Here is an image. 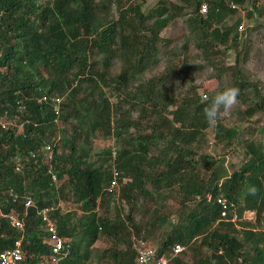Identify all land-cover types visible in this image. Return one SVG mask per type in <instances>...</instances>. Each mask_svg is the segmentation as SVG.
Wrapping results in <instances>:
<instances>
[{"label":"trees","instance_id":"obj_1","mask_svg":"<svg viewBox=\"0 0 264 264\" xmlns=\"http://www.w3.org/2000/svg\"><path fill=\"white\" fill-rule=\"evenodd\" d=\"M143 2L0 0V120L10 122L6 127L0 125V204L3 213L15 210L22 220V227H15L0 214V250L21 239L24 255L18 264H54L45 242L48 232L38 214L45 206L54 207L50 216L60 236L81 233L77 242L71 238L70 251L58 264H88L89 250L99 233L117 244L110 252L101 251L106 264H137L133 238L146 240L160 228L164 232H158L162 237L159 246L148 242L157 255H169L175 243L185 247L170 264H264V229L258 228L264 223V144L250 137L239 141L245 159L230 172L202 148L210 128L203 108L216 90L239 88L237 101L245 104L237 110L241 119L264 109L258 79L237 66L251 50L249 38L242 40V33L247 29L250 35L255 26L264 23V0H209L205 14L198 12L199 0H158L146 11ZM112 4L115 18L101 14ZM243 12L250 21L247 26L241 17L229 22ZM183 15L199 56L215 72L214 56L238 48L235 62L221 68L230 74V82L205 99L196 94L193 84L194 74L203 65L191 64L186 57L179 64L170 60L158 75L136 82L138 75L156 68L163 44L160 32ZM182 48L188 49V43ZM115 59L120 61V69L110 74ZM172 78L185 86L178 95L171 90ZM106 79L115 100L101 87ZM84 81L91 92L75 100ZM64 94L68 99L63 102ZM43 95L61 96L60 112L61 107L67 109L59 113L63 120L85 116L86 130L81 121H75L70 140L62 143L69 151L59 152V140L51 138V127L59 115L50 103L38 100ZM18 103L25 108L19 109ZM134 111L135 119L131 116ZM222 120L221 116L212 127L214 137L231 148L239 133ZM81 131L86 141L95 132L114 134L117 146L88 161L87 151L78 147ZM46 143L52 147L51 160L40 150ZM114 171L118 188L107 191ZM247 185L257 187L256 196L245 195ZM173 186L179 205L176 214H171L164 196ZM218 195L227 200L228 220L220 218ZM27 197L32 198V206L25 207ZM117 197L129 205L126 220L130 226L96 210L100 203ZM152 198L153 207H146L149 214L138 221L133 213L135 202L142 199L145 207ZM72 200L81 211L78 217L60 206V201ZM246 210L254 213L252 218L244 216ZM195 241L208 254L193 251L200 254L197 259H183L189 253L188 245Z\"/></svg>","mask_w":264,"mask_h":264},{"label":"rangeland","instance_id":"obj_2","mask_svg":"<svg viewBox=\"0 0 264 264\" xmlns=\"http://www.w3.org/2000/svg\"><path fill=\"white\" fill-rule=\"evenodd\" d=\"M158 0H144L142 9L143 11H146L149 8H153L157 5ZM244 11V10H243ZM105 13L110 18H115L117 16V11L114 7V4L104 9V11L101 12V14ZM245 12L236 14L235 17L232 19H229V22H233L237 20V17H241L242 21H244V26H247L250 21H248L245 18ZM186 15L178 16L175 18V20H172L170 24L165 27L161 32L160 35L163 38V44L161 47V54L159 55V60L156 64V68H151L150 70H147L145 73L140 74L136 78V82H142L145 81L147 78H149L152 75H158L160 71L165 67V65L170 61L174 60L175 63H180L181 58L186 57L187 59H190L191 64H201L203 65V68L200 69L198 72L194 74V82L193 84L196 86V94L201 95L203 93H206L207 96L211 92L214 91L219 86L226 85L231 80V76L228 72L222 71V67L226 65H231L235 62V51L233 49L224 50L219 54H216L214 56V62L217 63L218 70L217 72L214 71V68H212L207 62H204L202 60V57L199 56V52L196 49V47L193 44L192 37L190 33L188 32L187 26L184 22V19L186 18ZM258 23L255 21V25ZM254 31L251 32L250 35H248L247 29L242 33L241 39H247L249 38V46L251 47V50L247 56L246 61L240 60L237 64L238 68L242 71L244 70L245 73L248 75L251 74L250 78H257L259 81L258 88L260 90V94L264 96V23L261 22L259 25L254 27ZM248 33V34H247ZM165 40L169 41L168 43L165 42ZM184 42L188 43V49L182 48V45ZM222 49V48H221ZM176 54H179L178 57L175 56ZM120 69V61L118 59H115L113 61L112 66L109 68L110 74H116L118 73ZM89 72V71H88ZM216 77H220L216 78ZM253 76V77H252ZM221 80V81H219ZM172 91L175 93V95L180 94L185 89V86H182L181 82L178 78H172ZM220 82V83H219ZM168 85L169 82H167ZM166 83V84H167ZM75 85V83H74ZM101 87L105 90L107 96L111 97V99L115 100V97H113V93H111L110 85L108 84V80L106 79L105 84H101ZM91 92V87L87 84L86 81L83 82V89L81 92L76 95V99L79 97L89 96V93ZM63 102L64 99H68V96L64 94L63 96ZM255 97V96H254ZM73 99L72 103H75ZM245 104L237 101L236 105H234L231 109L228 110L227 114L222 115L223 123L227 126H230L234 129H236L239 133L238 139L236 141V145H234L231 148H227L224 143L225 142H218L216 141L214 137V129L212 127L208 128L206 130V139L205 143L202 144L203 151H206L210 153L212 156H215L219 158L221 161L222 167L225 168L226 172H230L232 169L239 167V165L243 162L245 159L244 156V145L242 143H239L242 139L246 137H250L252 139H255L256 141L259 140L264 144V109L257 112L253 116L249 118H243L241 119V114L237 111L238 109H244ZM173 108V107H171ZM64 109L61 107V114H64ZM56 117L55 122L53 123V126L51 127L54 133L51 135L52 140L58 139L59 142L57 143L59 152H65L69 151V146H66L63 148L62 143H64L66 140L69 141L71 137V133L75 126L74 122L76 121H85V116L83 114L82 119H77L73 121V118H67L66 120H63L61 116ZM131 116L133 119L137 118V112H132ZM113 121H115V116L113 115ZM87 122H82L81 127L86 130ZM64 128L67 129V131H63ZM83 130V131H84ZM80 132V135L78 136L77 142L78 147H81L82 150L87 151V160L93 161L96 160L99 155H101V151L112 148L114 146H117V139L116 135H104L99 132H95L90 135L89 140L86 141V135ZM151 153H156L155 149H151ZM149 188H152L151 184H147ZM171 191L166 189L167 194L165 191H162L165 193L164 196H166V204L171 206V214H176V210L178 209V197H175V186L171 187ZM142 199H138L135 202L133 213L135 214V217L138 221H141L147 217L149 214L147 211V208L150 209L153 207L154 201L153 198L149 199L147 201L146 206H141ZM60 206L62 209L69 211L70 213H73L75 217H78L81 214V211L77 209V205L74 204V201H60ZM147 207V208H146ZM99 215H109L110 217H119L120 221L123 224L127 223V215L130 212L129 205L122 202L119 197H117L114 200H107L105 203H100L99 207L96 208ZM128 226L131 224L128 222ZM167 226V225H166ZM260 229H264V223L260 224L258 226ZM164 229H166L164 225ZM159 230L163 231L162 228L156 229V231L149 235V237H146L147 241L153 244L154 246H159L161 235L158 236ZM164 232V231H163ZM143 234V233H142ZM136 235V234H135ZM141 235V233H140ZM81 236L80 231L75 232L74 236H72L73 241H78ZM241 237V235H239ZM162 238V237H161ZM164 238V236H163ZM75 242V243H76ZM131 242V240H130ZM124 242H119V244H123ZM116 243L109 238L108 236L103 235L102 233H99L98 240L92 245L91 250H89V258H88V264H106V258H101L100 254L102 250H106L107 252H110V250L114 249L116 247ZM188 251L189 253H186L182 255L183 259H186L190 261L191 259H197V256L200 254H208V249L200 246L198 241L191 242L190 245H188ZM193 251L199 252V255H195ZM108 260V258H107ZM62 264V263H61Z\"/></svg>","mask_w":264,"mask_h":264},{"label":"built area","instance_id":"obj_3","mask_svg":"<svg viewBox=\"0 0 264 264\" xmlns=\"http://www.w3.org/2000/svg\"><path fill=\"white\" fill-rule=\"evenodd\" d=\"M200 3L198 4V11L201 14H205L208 11L209 7V0H199ZM232 7H235L234 4L231 5ZM243 27L240 25L238 27L239 30H241ZM207 97L206 93L201 94V98L205 99ZM39 101H44L47 103H50L52 106V109L56 115H59L60 113V105L62 98L57 95L53 96H47L43 95L39 99ZM19 109H24L25 105H21V103H18ZM10 123V122H9ZM7 120H0V125L2 127H6L7 124H9ZM19 130H21V127H19ZM44 154L47 156L48 160H51L53 158L52 156V147L50 144H45L41 147V149ZM31 156H35V152H30ZM49 172L52 174V179L56 181V174L50 169ZM116 172L114 171V176L111 179L110 183L107 185L106 190L112 191L114 188H118V183L115 178ZM211 196H208L210 198ZM216 202L220 205V218L228 220L227 218V209L229 207L227 200L223 198V196L218 195L216 198ZM25 207H29L33 205V200L31 197H27L24 202ZM230 206H233L230 204ZM54 210L53 206H45L39 209L38 214L43 221L45 228L48 232V237L45 240V242L50 247V253H51V261L54 264H58V261L67 256V254L70 251L71 241L72 239L70 237L60 236L58 234V230L56 227V222L52 217L50 216V213ZM0 214L2 216H5L9 219L12 226L15 227H22V220L19 218L17 212L15 210H11L8 213H3L1 204H0ZM253 212L250 210H246L244 212V216L246 218H252ZM236 215L231 217L232 221L236 220ZM133 249L136 252V261L137 264H170L173 257L179 256L185 249L184 245L180 243H175L172 247V253L169 255H157L155 247L150 245L148 241L142 239V238H133ZM24 251L21 246V239H16L14 241L13 246L5 248L3 250H0V264H18L23 259Z\"/></svg>","mask_w":264,"mask_h":264},{"label":"clouds","instance_id":"obj_4","mask_svg":"<svg viewBox=\"0 0 264 264\" xmlns=\"http://www.w3.org/2000/svg\"><path fill=\"white\" fill-rule=\"evenodd\" d=\"M239 94L240 90L238 87L235 86H226L222 89L216 90L214 94L208 99L206 106L203 108V116L206 123L210 127L217 126L221 116L227 114L228 110L231 109L234 105H236ZM257 193L258 189L255 185H247L245 191L246 196H256Z\"/></svg>","mask_w":264,"mask_h":264}]
</instances>
